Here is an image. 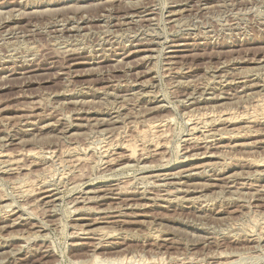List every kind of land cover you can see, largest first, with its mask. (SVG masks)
I'll return each instance as SVG.
<instances>
[{
	"label": "rangeland",
	"instance_id": "rangeland-1",
	"mask_svg": "<svg viewBox=\"0 0 264 264\" xmlns=\"http://www.w3.org/2000/svg\"><path fill=\"white\" fill-rule=\"evenodd\" d=\"M0 152V264H264V0H0Z\"/></svg>",
	"mask_w": 264,
	"mask_h": 264
},
{
	"label": "bare ground",
	"instance_id": "bare-ground-1",
	"mask_svg": "<svg viewBox=\"0 0 264 264\" xmlns=\"http://www.w3.org/2000/svg\"><path fill=\"white\" fill-rule=\"evenodd\" d=\"M227 5H228V4H227ZM96 8H97V7H96ZM125 9H126V8H125ZM103 10H104V9H103ZM179 12L181 13V11H179ZM91 19H92V18H91ZM234 19H235V18H234ZM157 20H158V19H157ZM237 20H238V19H237ZM128 23H129V22H128ZM222 30H223V29H222ZM202 38H203V37H202ZM138 45H139V44H138ZM147 57H148V56H147ZM234 60H235V59H234ZM31 61H32V60H31ZM183 64H184V63H183ZM262 67H263V66H262ZM166 74H167V73H166ZM233 78H234V77H233ZM261 80H262V79H261ZM217 81H218V79H217ZM247 86H248V85H247ZM249 87H250V86H249ZM247 88H248V87H247ZM216 89H217V88H216ZM249 89H250V88H249ZM143 95H144V94H143ZM150 95H151V94H150ZM251 95H252V94H251ZM260 95H261V94H260ZM218 107H219V106H218ZM194 108H195V107H194ZM231 111H232V110H231ZM210 113H211V112H210ZM184 115H185V113H184ZM22 116H23V115H22ZM242 116H243V115H242ZM240 117H241V116H240ZM230 118H231V117H230ZM234 118H235V117H234ZM222 119H223V117H222ZM226 119H227L226 121H228V117H227ZM223 120H224V122H225V118H224ZM223 120H222V121H223ZM162 122H163V121H162ZM159 123H160V122H159ZM159 123H158V124H159ZM156 124H157V123H156ZM161 124H162V123H161ZM230 124H231V123H230ZM153 125H155V124H153ZM163 125H164V124H163ZM231 125H232V124H231ZM48 126H49V125H48ZM155 126H156V125H155ZM158 126H159V125H158ZM158 126H157V127H158ZM31 128H32V127H31ZM154 128H155V127H154ZM196 129H197V128H196ZM235 129H236V128H235ZM238 132H239V130H238ZM161 137H162V136H161ZM163 138H164V137H163ZM194 139H195V138H194ZM122 146H123V145H122ZM197 147H198V146H197ZM47 149H48V148H47ZM142 150H143V149H142ZM207 150H208V149H207ZM0 153H1V152H0ZM18 153H20V152H18ZM18 153H17V154H18ZM26 153H27V154L29 153V154H28L29 156L32 155V154H31V151H29V152L26 151ZM26 153L24 152V155H25ZM47 153H48V152H47ZM132 153H133V151H132L130 154H132ZM143 153H144V152H143ZM7 154H9V153H7ZM7 154H5V155H7ZM27 154H26V156H27ZM30 154H31V155H30ZM52 154H53V153H52ZM13 155H14V154H13ZM21 155H22V154H21ZM42 155H43V154H42ZM7 156L9 157L10 155H7ZM44 156H45V155H44ZM119 156H120V155H119ZM11 157H12V155H11ZM18 157H20V155H19ZM21 157H23V156H21ZM27 157H28V156H27ZM41 157H42V156H41ZM88 157H89V156H88ZM122 157H123V156H122ZM122 157H121V158H122ZM128 157L131 158V156H128ZM128 157H127V158H128ZM13 158H16V159H17V157H15V156H14ZM13 158H11V159H13ZM59 158H60V157H59ZM73 158H74V157H73ZM83 158H84V157H83ZM123 158H124V157H123ZM125 158H126V157H125ZM127 158H126V159H127ZM129 158H128V159H129ZM235 158H236V157H235ZM18 159H19V158H18ZM18 159H17V162H18ZM20 159H21V158H20ZM20 159H19V160H20ZM71 159H72V158H71ZM128 159H127V161H128ZM5 160H7V159H5ZM8 160H9V159H8ZM80 160H81V159H80ZM14 161H15V162H14ZM20 161H21V160H20ZM125 161H126V160H125ZM12 162H13V163H17L16 160H11V163H12ZM254 162H255V161H254ZM8 163H10V160H9V162H7V164H8ZM75 163H76V162H75ZM31 164H32V163H31ZM116 164H117V163H116ZM204 164H205V163H204ZM10 165H11V164H10ZM61 165H62V164H61ZM12 166H15V164L12 165ZM257 166H258V165H257ZM194 167H195V166H194ZM14 168H16V167H14ZM17 168H18V167H17ZM10 169H11V167H10ZM12 169H13V168H12ZM12 169H11V170H12ZM216 169H217V168H216ZM14 170H17V169H14ZM9 171H10V170H9ZM10 172H11V171H10ZM176 173H177V172H176ZM244 177H245V176H244ZM128 179H129V178H128ZM211 179H212V178H211ZM217 179H218V178H217ZM213 180H214V179H213ZM7 181H8V180H7ZM163 185H164V184H163ZM210 185H211V184H210ZM197 186H198V185H197ZM193 191H194V190H193ZM94 192H95V191H94ZM94 192H93V193H94ZM26 193H27V192H26ZM31 194H32V193H31ZM33 194H34V193H33ZM44 194H48V193H47V192H42V195H44ZM49 194H50V193H49ZM49 194H48V196H49ZM116 194H117V193H116ZM176 194H177V193H176ZM38 195H39V194H38ZM93 195H94V194H93ZM104 195H105V194H104ZM220 195H221V194H220ZM85 196H86V195H85ZM105 196H106V195H105ZM29 197H30V196H29ZM189 197H190V196H189ZM45 198H47V197H45ZM144 198H145V197H144ZM93 199H94V198H93ZM126 200H128V199H126ZM84 201H86V200H84ZM90 201H91V200H90ZM82 203H83V202H82ZM89 203H90V202H89ZM143 205H144V204H143ZM30 207H31V206H30ZM86 208H87V207H86ZM133 208H135V207H133ZM136 208H137V207H136ZM11 211H12V210H11ZM15 211H16V210H15ZM27 212H28V211H27ZM131 212H132V211H131ZM1 213H2V212H1ZM14 213H16V212H14ZM13 215H14L13 213L10 214L11 217H13ZM136 216H137V215H136ZM20 217H21V216H20ZM8 218H9V217H8ZM17 218H18V217H17ZM6 219H7V218H6ZM8 220L12 221L11 219H8ZM16 221H17V220H16ZM16 221H15V222H16ZM13 222H14V220H13L10 224H13ZM15 224H16V223H15ZM6 225H7V224H6ZM80 225H81V224H80ZM3 226H4V225H3ZM8 226H9V224H8ZM8 226H5V227H8ZM32 226H33V225H32ZM83 226H84V225H83ZM11 227H13V226L11 225ZM72 228H73V227H72ZM96 228H97V227H96ZM259 228H260V227H259ZM78 229H79V228H78ZM92 230H93V229H92ZM96 231H97V230H96ZM96 231L94 230V232H96ZM98 231L100 232V231H102V230H98ZM90 232H91V231H89V230H84V232L82 231V234H83V236H84V234H87V235H88V234H90ZM99 232H98V233H99ZM102 232H103V231H102ZM74 233H75V232H74ZM91 233H92V232H91ZM103 234H104V232H103ZM114 234H115V233H114ZM114 234H113V235H114ZM69 235H70V234H69ZM99 235H100V234H99ZM109 235H110V234H109ZM78 236H79V235H78ZM101 236H102V234H101ZM153 236H154V235H153ZM20 237H21V236H20ZM81 237H82V236H81ZM21 238H22V237H21ZM29 238H30V237H29ZM25 240H26V239H25ZM26 241H27V240H26ZM42 241H43V240H42ZM259 250H260V249H259ZM14 252H15V251H14ZM239 253H240V252H239ZM232 255H233V254H232ZM94 257H95V256H94ZM220 257H221V256H220ZM226 257H227V256H226ZM103 260H104V259H103ZM96 261H97V260H96ZM111 261H112V260H111Z\"/></svg>",
	"mask_w": 264,
	"mask_h": 264
}]
</instances>
